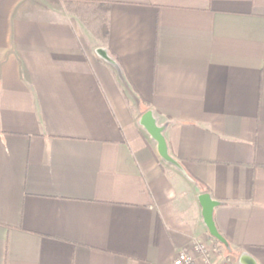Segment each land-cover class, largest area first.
Here are the masks:
<instances>
[{
  "label": "crops",
  "instance_id": "obj_1",
  "mask_svg": "<svg viewBox=\"0 0 264 264\" xmlns=\"http://www.w3.org/2000/svg\"><path fill=\"white\" fill-rule=\"evenodd\" d=\"M197 241L264 264V0H0V264H199Z\"/></svg>",
  "mask_w": 264,
  "mask_h": 264
},
{
  "label": "water",
  "instance_id": "obj_2",
  "mask_svg": "<svg viewBox=\"0 0 264 264\" xmlns=\"http://www.w3.org/2000/svg\"><path fill=\"white\" fill-rule=\"evenodd\" d=\"M96 53L103 58L105 61L112 63L105 50L98 49ZM140 125L148 133V135L154 140L157 146V153L159 157L177 168H180L179 164L169 155L166 141L163 135L164 127L159 126L151 110L144 113L140 120ZM199 204L202 209V219L208 233L215 240L226 245L224 238L217 231L213 221V210L218 205V202L211 199V197L204 193L198 197ZM240 264H256L250 257L242 255L240 257Z\"/></svg>",
  "mask_w": 264,
  "mask_h": 264
},
{
  "label": "trees",
  "instance_id": "obj_3",
  "mask_svg": "<svg viewBox=\"0 0 264 264\" xmlns=\"http://www.w3.org/2000/svg\"><path fill=\"white\" fill-rule=\"evenodd\" d=\"M89 2H75V8L72 10L76 16L88 27H90L91 32L100 41L105 40L108 35V21L107 17L103 15L102 12H98L96 9H89L87 6ZM103 6L105 4H102ZM103 8L101 7V11ZM105 11L107 8L105 7Z\"/></svg>",
  "mask_w": 264,
  "mask_h": 264
},
{
  "label": "built area",
  "instance_id": "obj_4",
  "mask_svg": "<svg viewBox=\"0 0 264 264\" xmlns=\"http://www.w3.org/2000/svg\"><path fill=\"white\" fill-rule=\"evenodd\" d=\"M220 248L223 247L221 246ZM220 248H216L213 251L218 252ZM194 251L199 256V264H214L210 259V249L204 242L197 241L194 245ZM173 264H198V261L187 251L181 250L174 258Z\"/></svg>",
  "mask_w": 264,
  "mask_h": 264
},
{
  "label": "rangeland",
  "instance_id": "obj_5",
  "mask_svg": "<svg viewBox=\"0 0 264 264\" xmlns=\"http://www.w3.org/2000/svg\"><path fill=\"white\" fill-rule=\"evenodd\" d=\"M65 4V3H64ZM70 6H72V7H70ZM66 10H67V12L68 13H73L74 14V16H76V14L72 11V10H74V7H73V5H70ZM73 8V9H72ZM77 18H79L78 17V15L76 16ZM85 25V24H84ZM86 26V25H85ZM87 27V29L89 30V31H91L90 29V27H88V26H86ZM97 54V53H96ZM98 55V54H97ZM99 56V55H98ZM100 57V56H99Z\"/></svg>",
  "mask_w": 264,
  "mask_h": 264
}]
</instances>
